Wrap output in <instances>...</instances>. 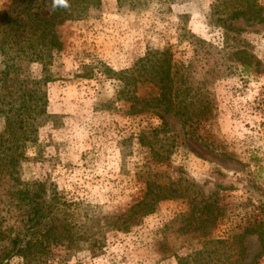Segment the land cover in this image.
I'll use <instances>...</instances> for the list:
<instances>
[{"label": "rangeland", "instance_id": "374dc122", "mask_svg": "<svg viewBox=\"0 0 264 264\" xmlns=\"http://www.w3.org/2000/svg\"><path fill=\"white\" fill-rule=\"evenodd\" d=\"M242 1L247 8L256 3ZM51 2L33 12L48 16ZM238 3L101 0L84 18L59 26L64 49L49 66L47 113L29 158L17 168L24 182L55 181L103 248L58 247L49 264H185L212 236L229 240L217 246L230 261L264 264V254L256 258L262 248L254 231L264 223V21L228 18ZM258 3L264 15V0ZM3 10L19 14L12 0H0ZM192 35L214 47L229 45L230 54L241 47L253 62L245 72L242 61L228 58L225 71L209 78L203 98L210 121L185 125L162 106L135 114L130 101L117 98L120 82L109 69H130L149 50L169 49L175 63L188 64ZM27 67L25 77H43L41 64ZM135 91L152 100L160 93L149 81ZM150 188L184 196L157 199L147 195ZM202 202L215 204L219 220L208 236L202 229L181 234L189 214L198 225L205 218ZM11 264L23 261L14 257Z\"/></svg>", "mask_w": 264, "mask_h": 264}, {"label": "trees", "instance_id": "16d2710c", "mask_svg": "<svg viewBox=\"0 0 264 264\" xmlns=\"http://www.w3.org/2000/svg\"><path fill=\"white\" fill-rule=\"evenodd\" d=\"M42 1L12 0L19 8L17 16L8 10L0 11V120L3 122L0 131V264H11L14 257H20L23 264H49L53 250L58 247L88 244L92 250L103 248L102 241L91 233L93 227L77 217L76 203L59 189L55 181L40 177L24 182L17 168L18 163L29 158L28 147L37 142L39 127L47 113L49 66L64 49L59 26L69 20L84 18L91 7H99L101 3V0H65V6L60 0H52L50 14L45 16L33 12ZM242 5L243 1L239 0L228 18L251 16L264 21L263 7L258 0L250 8ZM220 6H216L215 15L220 14ZM220 21L228 29L226 18ZM191 37L193 56L188 64L175 63L169 49L149 50L130 69L118 73L109 69L112 75L117 74L120 82L117 98L130 101L135 114L148 107L162 106L165 111L176 114L185 125L210 121V110L203 98L209 78L225 71L223 66L228 58L242 61L245 72L253 68V62L241 47L230 54L229 45L222 49L196 35ZM228 37L226 31V40ZM32 63L42 65L43 77H25L27 66ZM143 81L152 82L159 88L157 99L137 96L136 84ZM159 117L162 125H166L164 117ZM158 129L153 132L159 133ZM155 153L160 157L164 154L157 150ZM165 192H152L150 188L147 195L150 193L157 199L184 196L177 189ZM200 210L205 218H200L198 225L193 222L194 215L189 214L187 221L179 225L181 234L202 229L203 235L208 236L206 231L214 227L220 215L211 202H202ZM175 219L177 221V217ZM260 226V229H254L262 248L256 258L264 254V223ZM228 242V239L208 238L203 241L202 248L191 253L190 263L185 264H253L223 257L217 244ZM178 259L180 262L184 260L180 256Z\"/></svg>", "mask_w": 264, "mask_h": 264}, {"label": "clouds", "instance_id": "9594fccd", "mask_svg": "<svg viewBox=\"0 0 264 264\" xmlns=\"http://www.w3.org/2000/svg\"><path fill=\"white\" fill-rule=\"evenodd\" d=\"M60 2H61L62 4H65V6H66L65 0H60Z\"/></svg>", "mask_w": 264, "mask_h": 264}]
</instances>
